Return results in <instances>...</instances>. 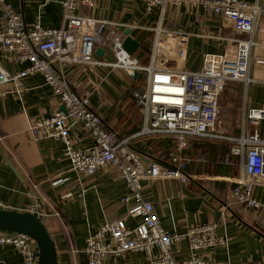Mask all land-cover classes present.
Instances as JSON below:
<instances>
[{"label": "crops", "instance_id": "1", "mask_svg": "<svg viewBox=\"0 0 264 264\" xmlns=\"http://www.w3.org/2000/svg\"><path fill=\"white\" fill-rule=\"evenodd\" d=\"M2 1L10 3L21 14L27 27L36 22L46 28L63 25L60 0ZM246 1L262 8L259 21L264 22V0ZM75 12L108 20L111 24L107 30L112 31L111 34H121L123 38L125 35L120 26L129 28L131 37L136 40L141 32L152 33L148 58L141 56L142 65L150 64L154 38L152 28L158 21L157 7L147 9L140 0H95L92 7L78 4ZM162 25L166 32L160 35L154 64L178 70L198 69L205 53L232 54L237 42L247 36L237 31L226 17L213 14L201 4L191 1H170ZM103 49L102 56L95 55V58L113 61L110 45L106 44ZM181 49L183 55H179ZM252 57L264 59V48L254 49ZM0 64L14 74L23 70L28 61L13 55L6 56L0 47ZM64 69L73 90L80 95H88L92 109L100 115L107 129L123 137L142 127V110L127 97L126 85L129 79L134 78L133 75L108 66L66 64ZM252 75L255 81L246 92L238 81L228 82L222 90L219 103L225 107L223 120L228 124L229 135L236 136L241 132L243 99L248 106L264 107V66L253 69ZM137 76L143 79V83L135 89H141L145 84L146 73L139 72ZM0 90L3 92L0 97V201L3 207L0 208L24 211L33 196L39 198L50 214L43 223L55 242L57 263L84 264L82 250L88 233L103 221L124 217L128 208L134 205L132 201L122 200L129 192L128 186L115 170L99 168L92 176L76 173L65 157L64 145L59 139H34L30 135V120L60 108L58 98L41 73L21 76L16 81L0 86ZM235 111L238 114H233ZM248 128H256L264 139V120ZM71 139L77 147L92 145L89 133L78 127L72 128ZM160 140L139 138L132 146L146 159H160L161 151L156 148ZM192 140L188 152L191 148L193 157L199 154L204 157L186 165L183 170L186 180L159 178L142 181L144 197L153 204L161 226L173 233L183 232L187 227L197 224L216 223L214 235H226V243L205 248L207 258L219 264L264 261V228L257 213L243 204H232L226 214L224 211L230 201V190L241 176L238 157L231 155L230 164H226L228 156H225L221 167L211 172V164L215 163L213 160L220 158L218 150L221 146H212L206 152L207 155L202 152L196 155L195 150H192L195 147L194 143L191 145ZM5 156L18 174L9 166ZM232 163L236 164L233 169L228 166ZM219 168L221 173H217ZM55 181H58L57 184H53ZM252 192L258 200L264 201V175L255 180ZM137 222V217L128 218L127 221L131 227ZM188 246L186 238L173 243L171 249L174 257L185 258ZM158 253L157 247L150 251H128L124 256L107 257L103 264H148L151 257ZM0 264H22V258L13 246L3 245L0 247Z\"/></svg>", "mask_w": 264, "mask_h": 264}, {"label": "built area", "instance_id": "2", "mask_svg": "<svg viewBox=\"0 0 264 264\" xmlns=\"http://www.w3.org/2000/svg\"><path fill=\"white\" fill-rule=\"evenodd\" d=\"M140 1L147 9L158 8V21L152 28L153 54L149 65L140 64L124 49L121 34H111L112 31L107 30L111 22L75 12L78 4L92 7L95 0H60L63 25L59 28H46L38 22L27 27L21 14L10 3L0 0V47L6 56L28 61L23 70L14 74L0 64V86L27 74L41 73L58 98L60 108L30 120V135L34 139H59L64 145V155L76 173L92 176L99 168L115 170L128 186L129 192L122 200L132 201L134 205L128 208L124 217L103 221L88 233L82 250L84 264H103L107 257L124 256L128 251H150L153 247H157L159 253L152 256L148 264H219L204 254L205 248L226 243V235H214L217 224H197L183 232L169 233L161 226L153 204L144 197L142 181L159 178L186 180L185 166L204 157L202 154L193 157L188 153L190 140L227 141L230 143L229 155L239 159L241 176L230 190L225 214L230 205L243 204L257 213L264 228V201L258 200L252 192L255 180L264 175V139L256 128H248L264 120V107L248 106L243 99L241 132L233 136L216 128L221 123L219 96L225 84L228 81L241 82L246 92L255 81L253 69L264 66V59L252 57L256 46L264 47V22L259 21L262 8L246 0ZM170 1L199 3L213 14L229 19L237 31L247 36L237 42L232 54L205 53L196 70L155 66L160 35L166 32L162 19ZM106 44L111 47L113 61L95 58V50L98 47L104 50ZM183 52L179 50V55ZM66 64L108 66L123 69L131 76L134 71L145 72L144 87L132 91L135 103L142 110L140 130L121 137L107 129L100 115L92 109L88 95L73 90L64 69ZM2 94L0 90V97ZM73 127L88 132L92 145L75 146L71 139ZM144 137L152 140L172 137L175 145L170 160L144 158L132 146L135 140ZM33 197L26 211L42 221L50 214L41 200ZM0 207H3L2 201ZM135 217L138 218L137 224L129 226L128 218ZM183 238L189 243L188 254L183 259H176L171 245ZM3 245L13 246L19 252L22 264H37L38 247L28 235L0 229V247ZM240 264H264V261H243Z\"/></svg>", "mask_w": 264, "mask_h": 264}, {"label": "water", "instance_id": "3", "mask_svg": "<svg viewBox=\"0 0 264 264\" xmlns=\"http://www.w3.org/2000/svg\"><path fill=\"white\" fill-rule=\"evenodd\" d=\"M119 28L125 35L123 47L130 55H132L138 48L139 43L136 39L131 37L129 28L123 26H120ZM95 54L102 56L103 50L98 47L95 50ZM138 74V71H134L133 77H137ZM61 108L63 109V107ZM4 158L13 171L18 174L8 157L5 156ZM0 229L20 232L31 237L38 247L37 264H58L55 242L43 221L33 213L26 210L19 211L16 209L0 208Z\"/></svg>", "mask_w": 264, "mask_h": 264}, {"label": "trees", "instance_id": "4", "mask_svg": "<svg viewBox=\"0 0 264 264\" xmlns=\"http://www.w3.org/2000/svg\"><path fill=\"white\" fill-rule=\"evenodd\" d=\"M153 8H156V7H153ZM153 11L156 12L155 10H153ZM140 34L141 35L137 37V40L139 41L140 45L136 49V51L134 52L132 57L136 58L137 61L141 64L142 63V60H141L142 55H145V57L148 58V55L150 52V47H151L150 36L152 33L141 32ZM129 78H130V76H129ZM129 80H130V82L128 83V85H126V86H128L126 89L128 91L127 97L132 104H135L141 110V107L135 103V100L132 96V91H133V89L137 88L140 84L143 83V79L140 76H137L136 78H131ZM228 82H230V81H228ZM226 84H225V86H226ZM221 93H222V91H221ZM221 93H220V96H221ZM219 99H221V98H219ZM138 130H140V128H138ZM137 131H135V132H137ZM233 136H235V135H233ZM214 142L216 143V145H214L215 144ZM193 143L195 144L194 145L195 147L192 148V150H195L194 154H196V155H197V153H201V152L206 154V152L209 149H211L212 146H214L215 148H218V146L219 147L221 146V148L219 149L220 151L218 150L220 158H219V160L217 159L218 162L216 161V158H215V160H213L215 163L211 164V170H210L211 172L215 171L214 168H216L218 166L221 167V163L225 162L224 161L225 156H229V159L226 162V164H230L231 156L229 155V150H230V143L229 142L224 141V140H217V139L210 140V139H206V138H194L192 140V143H191L192 146H193ZM217 143H219V145ZM174 145H175V140L172 137H166V138L161 139L160 141H157L156 148L161 151V158L160 159L162 161L168 162L170 160L171 153L174 151ZM190 149H189L188 153L190 155H193V154H191ZM228 166H229V168L233 169L232 167H236V164L232 163L231 165H228ZM221 172L222 171L219 168V170H217V173H221ZM42 221H44V220H42Z\"/></svg>", "mask_w": 264, "mask_h": 264}, {"label": "rangeland", "instance_id": "5", "mask_svg": "<svg viewBox=\"0 0 264 264\" xmlns=\"http://www.w3.org/2000/svg\"><path fill=\"white\" fill-rule=\"evenodd\" d=\"M257 48L260 49V48H264V47L263 46H256L255 49H257ZM155 66H157V65H155ZM219 98H220V96H219ZM219 102H220V99H219ZM220 111H221V115H220L221 123L219 125H217L216 128H217V130L223 132L224 134H228L229 135L230 133H228V127H227L228 124L226 125L225 124L226 121L223 120V114L225 113L224 105L220 106ZM226 112H227V110H226ZM233 114H238V112L235 111V113H233ZM228 122L230 123L231 121H228Z\"/></svg>", "mask_w": 264, "mask_h": 264}]
</instances>
